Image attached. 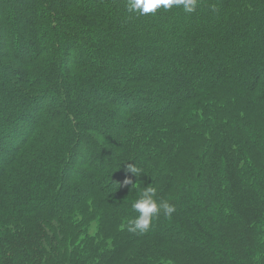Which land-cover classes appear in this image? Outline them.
Segmentation results:
<instances>
[{"label": "trees", "instance_id": "trees-1", "mask_svg": "<svg viewBox=\"0 0 264 264\" xmlns=\"http://www.w3.org/2000/svg\"><path fill=\"white\" fill-rule=\"evenodd\" d=\"M1 39L0 264H264V0H0Z\"/></svg>", "mask_w": 264, "mask_h": 264}, {"label": "clouds", "instance_id": "clouds-1", "mask_svg": "<svg viewBox=\"0 0 264 264\" xmlns=\"http://www.w3.org/2000/svg\"><path fill=\"white\" fill-rule=\"evenodd\" d=\"M173 7H180L186 13H194L197 10V0H127V11L139 16L155 14L160 8L168 10ZM213 11L216 9L213 8ZM127 169L136 176L141 173V169L135 164H128ZM131 183V178H126L124 181L125 185ZM155 196L156 193L152 187L143 189L139 198L132 204L138 216L128 222V231L145 233L149 231L153 219L159 217L161 213L170 217L176 211L174 204L163 199L158 201Z\"/></svg>", "mask_w": 264, "mask_h": 264}, {"label": "rangeland", "instance_id": "rangeland-1", "mask_svg": "<svg viewBox=\"0 0 264 264\" xmlns=\"http://www.w3.org/2000/svg\"><path fill=\"white\" fill-rule=\"evenodd\" d=\"M124 2H127V0H124ZM25 20H26V16H25V15H24L22 18H20V22L22 23V25H27ZM32 41H33V43H35L34 39H32ZM0 42H1L2 46L5 47V45H6V44H5V41H4L3 39H1ZM31 44H32V43H30V45H31ZM155 64H156V60L153 61L150 65L153 67ZM96 162L99 163V161H96ZM95 231H96V230H95V227L91 228V232H92V233H94Z\"/></svg>", "mask_w": 264, "mask_h": 264}]
</instances>
